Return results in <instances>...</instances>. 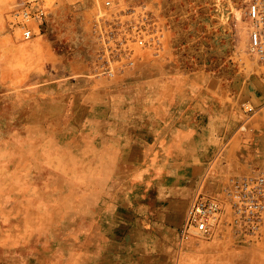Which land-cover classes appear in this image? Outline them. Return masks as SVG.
I'll return each instance as SVG.
<instances>
[{"label": "rangeland", "instance_id": "374dc122", "mask_svg": "<svg viewBox=\"0 0 264 264\" xmlns=\"http://www.w3.org/2000/svg\"><path fill=\"white\" fill-rule=\"evenodd\" d=\"M149 1L43 0L40 34L22 40L17 0H0V264H264V235L180 240L182 216L172 211L168 223L157 213V198L191 199L213 159L222 175L243 173L262 162L264 145L251 158L226 140L192 186L175 169L189 156L154 138L166 128L128 91L149 63L195 66L232 86L239 142L264 133V103L253 104L248 121L261 128L251 132L234 94L252 80L264 89V65L247 53V0L177 1L181 20L159 8L161 47L136 50L122 74L98 75L95 25L137 19Z\"/></svg>", "mask_w": 264, "mask_h": 264}, {"label": "built area", "instance_id": "2783aa9c", "mask_svg": "<svg viewBox=\"0 0 264 264\" xmlns=\"http://www.w3.org/2000/svg\"><path fill=\"white\" fill-rule=\"evenodd\" d=\"M247 53L264 65V0H247ZM47 16L43 0H17L13 17L22 40L40 34ZM154 11L143 5L137 19L113 20L95 25L101 47L96 55V73L108 78L134 67L136 50L159 49L165 25ZM246 122L254 113L251 104H243ZM245 129V124L242 126ZM208 186L211 189H208ZM180 240L189 237L223 238L239 236L244 240L264 235V158L239 174L222 175L216 158L207 166L191 197L179 227Z\"/></svg>", "mask_w": 264, "mask_h": 264}, {"label": "crops", "instance_id": "0c3cea01", "mask_svg": "<svg viewBox=\"0 0 264 264\" xmlns=\"http://www.w3.org/2000/svg\"><path fill=\"white\" fill-rule=\"evenodd\" d=\"M154 1L150 0L147 6L156 13L160 8L166 20L173 14L179 20L185 16L183 6H173L177 1L182 3L183 0ZM132 77L140 81L130 84L128 91L141 92L142 105L148 108V117L153 114L159 124H162L160 128H166L164 135L154 138L169 140L167 147L173 149L170 154L189 156V160L180 161L175 166L176 170L182 171L179 176L181 181L189 178L193 186L201 171L222 151L226 140H233L228 147L229 152L230 149L239 148L238 151L243 150L251 158L257 156L264 145V133L261 131L250 133L246 143L239 142V138L234 135L237 122L228 120L231 111L226 107L233 88L221 77L203 72L195 66L153 68L150 63L147 68L136 70ZM252 82L253 85H242L238 91H234L237 102L252 106L264 103V89L259 83L255 84L256 80ZM254 126L261 128L259 121H248L245 123V130L252 132ZM184 196L185 198H157L164 206V209L157 211L158 217L169 223L173 220V211L175 215L178 213L182 216V221L190 201L186 194Z\"/></svg>", "mask_w": 264, "mask_h": 264}, {"label": "bare ground", "instance_id": "6f19581e", "mask_svg": "<svg viewBox=\"0 0 264 264\" xmlns=\"http://www.w3.org/2000/svg\"><path fill=\"white\" fill-rule=\"evenodd\" d=\"M44 190V189H43Z\"/></svg>", "mask_w": 264, "mask_h": 264}]
</instances>
